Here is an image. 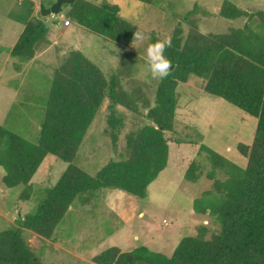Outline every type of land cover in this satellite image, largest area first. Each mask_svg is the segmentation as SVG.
Instances as JSON below:
<instances>
[{"label": "rangeland", "instance_id": "rangeland-1", "mask_svg": "<svg viewBox=\"0 0 264 264\" xmlns=\"http://www.w3.org/2000/svg\"><path fill=\"white\" fill-rule=\"evenodd\" d=\"M56 1L0 0V124L37 143L56 69L72 51H81L108 80L119 75L125 88L135 89L132 93L140 106V112L117 106L116 117L121 123L111 129L110 99H106L74 159V164L91 175L110 160L120 159L126 153L127 134L149 123L145 113L148 105L155 104L161 80L143 75L147 69L146 50L153 40L171 37L178 26L187 36L192 20L206 34L228 33L246 24L256 27L257 23L256 17L222 16V5L228 0H87L96 5L120 6L122 17L144 35L143 43L134 38L129 45H121L71 18L72 4H64L57 15L43 16L41 4L50 7ZM229 1L248 12L264 10V0ZM66 20L71 26L65 25ZM30 21L42 22L46 38L37 44L33 58L14 57L11 50ZM204 86L205 80L195 75L188 82L179 83L176 130L166 133L169 164L148 186L146 197L118 188H102L79 195L52 238L23 229L42 264H98L93 256L112 246L130 251L146 245L171 255L182 238L196 235L201 225L209 228L207 238L219 229L212 215L195 211L194 203L205 192L214 191L215 179L227 178V168L214 171L209 154L200 145L246 168L248 158L240 153L238 145H252L258 120L226 99L206 93ZM193 161L200 165L197 182L185 178ZM68 165L49 154L29 188L7 187L3 182L5 169L0 166V232L21 227L20 219L35 213L45 190L58 182ZM25 192L29 199L23 197Z\"/></svg>", "mask_w": 264, "mask_h": 264}, {"label": "trees", "instance_id": "trees-1", "mask_svg": "<svg viewBox=\"0 0 264 264\" xmlns=\"http://www.w3.org/2000/svg\"><path fill=\"white\" fill-rule=\"evenodd\" d=\"M220 13L227 18L256 17V27L246 24L228 33L206 34L192 20L186 36L178 26L171 36V47L165 49L170 74L160 80L155 104L147 106L149 123L128 133L126 153L107 162L95 175L74 164V159L98 111L109 98L108 124L114 129L121 123L116 117L117 106L134 112H140V106L132 93L135 89L125 88L119 75L108 80L81 51H72L56 69L37 143L0 124V166L5 169L3 182L7 187H28L49 154L69 164L58 182L45 190L35 213L20 219L21 227L0 232V264H42L23 229L52 238L79 195L118 188L146 197L148 186L169 164L166 133L176 130L177 87L193 75L205 80L206 93L226 99L258 120L252 145H238L248 158L246 168L200 145L209 154L214 171L227 168V178L215 179L214 191L205 192L194 203L195 211L212 215L219 229L207 238L209 228L201 225L196 235L183 237L171 255L146 245L130 251L112 246L92 260L98 264H264V10L248 12L228 0ZM70 17L121 45L132 43L137 31L122 17L118 5L75 0ZM46 33L42 22H28L11 50L12 56L33 58ZM157 40L162 39L153 43ZM112 135L116 139V134ZM199 170L200 165L191 162L185 178L197 182ZM23 197L29 199L30 195L25 192Z\"/></svg>", "mask_w": 264, "mask_h": 264}, {"label": "clouds", "instance_id": "clouds-1", "mask_svg": "<svg viewBox=\"0 0 264 264\" xmlns=\"http://www.w3.org/2000/svg\"><path fill=\"white\" fill-rule=\"evenodd\" d=\"M136 41L143 43L144 35L140 31H136L134 34ZM171 37H167L164 40H157L151 43L147 47V69L143 75L150 74L152 78L163 79L170 74V60L165 56V49L171 47Z\"/></svg>", "mask_w": 264, "mask_h": 264}, {"label": "water", "instance_id": "water-1", "mask_svg": "<svg viewBox=\"0 0 264 264\" xmlns=\"http://www.w3.org/2000/svg\"><path fill=\"white\" fill-rule=\"evenodd\" d=\"M75 0H57L52 6L48 7L44 3L41 4L40 9L43 16L57 15L63 10L64 4H73ZM40 24L39 21H35Z\"/></svg>", "mask_w": 264, "mask_h": 264}, {"label": "built area", "instance_id": "built-area-1", "mask_svg": "<svg viewBox=\"0 0 264 264\" xmlns=\"http://www.w3.org/2000/svg\"><path fill=\"white\" fill-rule=\"evenodd\" d=\"M70 23H71V22H70L69 20H66V21H65V24H66V25H70Z\"/></svg>", "mask_w": 264, "mask_h": 264}, {"label": "crops", "instance_id": "crops-1", "mask_svg": "<svg viewBox=\"0 0 264 264\" xmlns=\"http://www.w3.org/2000/svg\"><path fill=\"white\" fill-rule=\"evenodd\" d=\"M65 25H66V24H65ZM66 26H68V27H69V26H71V24H70V25H66Z\"/></svg>", "mask_w": 264, "mask_h": 264}]
</instances>
